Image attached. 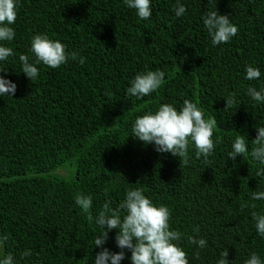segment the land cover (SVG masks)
<instances>
[{
    "label": "trees",
    "instance_id": "obj_1",
    "mask_svg": "<svg viewBox=\"0 0 264 264\" xmlns=\"http://www.w3.org/2000/svg\"><path fill=\"white\" fill-rule=\"evenodd\" d=\"M177 2L150 0L152 15L141 20L124 0H16L15 37L0 42L13 49L0 61L7 69L0 76L16 84L13 96H0V237H8L0 259L93 264L102 205L118 209L127 190L140 188L169 208L170 230L181 233L174 243L188 264H217L225 249L227 264H244L252 253L264 264V236L252 218L264 215V199L251 198L264 191V178L255 175L264 165L250 155L264 102L247 94L249 86H264V0H179L186 9L179 17ZM215 9L238 28L227 43L213 45L203 23ZM36 34L60 41L77 59L58 68L37 63ZM21 54L39 70L34 81L21 71ZM248 65L260 70L259 79L245 78ZM158 69L165 76L157 90L139 99L126 94L138 73ZM229 95L237 103L225 109ZM185 99L218 124L212 154L197 159L190 141L188 165L131 135L137 116L164 103L179 110ZM238 134L248 154L233 160L228 153ZM77 194L92 197V220L75 203ZM116 231L108 230L104 245L111 252L121 251ZM189 236L207 246L190 244ZM25 250L31 255L22 257ZM123 251L120 264H131Z\"/></svg>",
    "mask_w": 264,
    "mask_h": 264
},
{
    "label": "clouds",
    "instance_id": "obj_2",
    "mask_svg": "<svg viewBox=\"0 0 264 264\" xmlns=\"http://www.w3.org/2000/svg\"><path fill=\"white\" fill-rule=\"evenodd\" d=\"M127 7L135 9L141 20L151 17L150 0H124ZM16 0H0V42L12 41L15 31L10 25L14 24L17 16ZM186 9L177 2L175 14L182 16ZM209 34L212 37V44L217 45L227 43L231 37L237 35L238 28L230 22L229 16L219 14L215 9L206 13L203 18ZM31 51L35 55L36 62H42L51 68H58L62 64L68 63L69 59L76 60L77 53H67L65 45L58 40H52L47 35L36 34L31 38ZM13 55L11 47L0 44V61L7 60ZM21 71L30 81H34L38 76V68L34 63L29 62V56L21 54ZM79 63H84V58L80 57ZM0 71H7L0 67ZM246 79H259L260 70L251 65L246 66ZM164 72L161 70L138 73L131 81L127 89L128 96H135L138 99L149 95L157 90L164 82ZM16 91V84L4 76H0V96H13ZM247 94L257 102H264V86L258 91L255 87L249 86ZM225 99V109L233 107L237 101L234 95H229ZM218 127L214 117L204 118V112L195 102L185 99L183 106L177 110L173 105L164 103L159 105L153 112L145 113L135 118L132 126V136L138 138L144 144L153 143L155 150L159 153H171L175 157L183 160L184 165L189 163L190 141L195 146L196 158L201 156L207 160L212 154L215 143L212 139L213 130ZM256 136L252 142L250 155L259 164L264 165V126L256 128ZM248 154V146L244 135L238 134L232 142V150L228 157L235 160L237 155L245 158ZM264 178V168H258L255 174ZM253 200L264 199V191H253ZM75 203L84 213H88V219L92 220L90 213L92 208V197L84 194H77ZM245 204L243 207H247ZM255 207V205H251ZM123 213V215H122ZM252 218L256 222V230L259 235L264 236V215L252 213ZM170 210L164 205L156 206L147 198L142 189L134 188L126 191L124 200L118 209L110 207V201H105L102 210L95 217L96 225L102 229L94 237L95 246L100 248L93 258V264H120L125 258L124 249L130 251L131 264H188L186 252L178 246L181 240V233L170 230L169 225ZM116 229L115 242L121 251L111 252L104 247L108 238V230ZM198 232L199 229H194ZM8 237H0V243L6 242ZM188 242L203 249L207 246L204 238L196 239L189 236ZM22 257L31 255V250H25ZM199 258V252L194 253ZM227 249L221 253V259L217 264H227ZM0 264H14L12 254H8L0 259ZM244 264H261V259L256 253H252Z\"/></svg>",
    "mask_w": 264,
    "mask_h": 264
},
{
    "label": "rangeland",
    "instance_id": "obj_3",
    "mask_svg": "<svg viewBox=\"0 0 264 264\" xmlns=\"http://www.w3.org/2000/svg\"><path fill=\"white\" fill-rule=\"evenodd\" d=\"M56 174L58 175H65V172L63 170H57Z\"/></svg>",
    "mask_w": 264,
    "mask_h": 264
}]
</instances>
